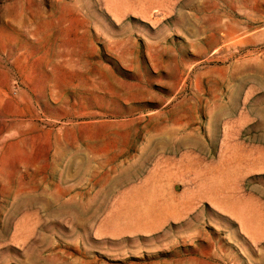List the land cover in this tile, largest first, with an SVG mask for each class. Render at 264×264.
<instances>
[{"label":"rangeland","instance_id":"rangeland-1","mask_svg":"<svg viewBox=\"0 0 264 264\" xmlns=\"http://www.w3.org/2000/svg\"><path fill=\"white\" fill-rule=\"evenodd\" d=\"M261 84L264 0H0V264H264Z\"/></svg>","mask_w":264,"mask_h":264},{"label":"bare ground","instance_id":"bare-ground-1","mask_svg":"<svg viewBox=\"0 0 264 264\" xmlns=\"http://www.w3.org/2000/svg\"><path fill=\"white\" fill-rule=\"evenodd\" d=\"M225 34H226V33H225ZM227 35H228V34H227ZM234 36H235V35H234ZM234 36H233V37H234ZM231 38H232V37H231ZM234 38H235V37H234ZM229 40H230V39H229ZM226 41H227V40H226ZM234 43H235V42H234ZM250 66H251V65H250ZM250 66H249V67H250ZM252 66H253V65H252ZM249 67H248V68H249ZM253 67H254V66H253ZM246 68H247V67H245V70H246ZM248 68H247V70L250 69V68H249V69H248ZM254 68H255V67H254ZM256 68H257V67H256ZM260 70H261V69H260ZM242 71H244V70H242ZM252 71H253V70H252ZM261 71H262V70H261ZM257 72H258V71H257ZM258 73H259V72H258ZM262 73H263V72H262ZM245 80H246V79H245ZM259 85H260V84H259ZM262 86H263V84H261V87H262ZM263 87H264V86H263ZM263 87H262V88H263ZM235 95H236V94H235ZM226 113H227V112H226ZM17 123H18V122H17ZM160 141H161V139H160ZM162 141H163V139H162ZM165 142H166V141H165ZM23 144H24V143H23ZM176 144H177V143H176ZM18 145H19V144H18ZM24 145H25V144H24ZM158 145H159V144H158ZM161 145H162V144H161ZM165 146H166V145H165ZM168 146H169V145H168ZM171 146H172V145H171ZM163 149H164V148H163ZM169 149H171V148H169ZM165 150H166V149H165ZM35 157H37V156H35ZM32 158H33V156H32ZM37 160H38V159H37ZM126 176H127V175H126ZM124 179H125V178H124ZM3 182H4V181H3ZM76 212H77V211H76ZM76 212H75V213H76ZM78 213H79V212H78ZM79 214H80V213H79ZM77 218H78V217H77ZM77 220H78V219H77ZM76 224H77V223H76ZM78 224H79V223H78ZM83 227H84V226H83Z\"/></svg>","mask_w":264,"mask_h":264}]
</instances>
